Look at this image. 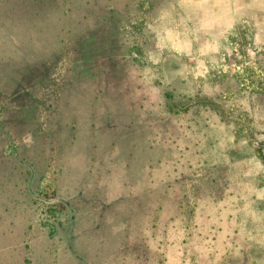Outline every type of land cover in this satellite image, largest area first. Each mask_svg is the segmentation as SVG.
I'll use <instances>...</instances> for the list:
<instances>
[{
  "label": "rangeland",
  "instance_id": "1",
  "mask_svg": "<svg viewBox=\"0 0 264 264\" xmlns=\"http://www.w3.org/2000/svg\"><path fill=\"white\" fill-rule=\"evenodd\" d=\"M0 264H264V0H0Z\"/></svg>",
  "mask_w": 264,
  "mask_h": 264
},
{
  "label": "trees",
  "instance_id": "2",
  "mask_svg": "<svg viewBox=\"0 0 264 264\" xmlns=\"http://www.w3.org/2000/svg\"><path fill=\"white\" fill-rule=\"evenodd\" d=\"M214 241V240H213Z\"/></svg>",
  "mask_w": 264,
  "mask_h": 264
}]
</instances>
